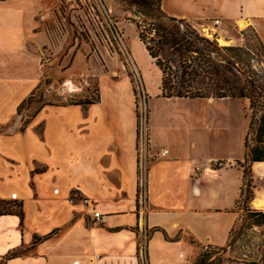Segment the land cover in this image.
Segmentation results:
<instances>
[{
  "label": "crops",
  "instance_id": "1",
  "mask_svg": "<svg viewBox=\"0 0 264 264\" xmlns=\"http://www.w3.org/2000/svg\"><path fill=\"white\" fill-rule=\"evenodd\" d=\"M27 1H0L13 6L0 14V200L21 201L23 211L22 219L0 215V264H178L179 254L194 264L203 246H226L240 215L244 177L236 162L244 161L246 132L238 145L229 141L214 152L202 129L173 122L168 110L149 109L143 78L154 156L141 159L136 94L121 75L101 81L95 103L45 104L23 123L21 105L32 109L28 98L41 77L38 50L49 41L30 19ZM161 7L219 34L247 20L264 46V0H162ZM119 10L133 23L131 11ZM157 84L156 100H217L162 97L161 75ZM255 163L253 178H263ZM141 174L145 207L138 199ZM72 194L94 200L103 220L95 222L89 206L70 201Z\"/></svg>",
  "mask_w": 264,
  "mask_h": 264
},
{
  "label": "rangeland",
  "instance_id": "2",
  "mask_svg": "<svg viewBox=\"0 0 264 264\" xmlns=\"http://www.w3.org/2000/svg\"><path fill=\"white\" fill-rule=\"evenodd\" d=\"M96 4H102L109 10L121 34L119 42L114 39L117 35L113 38L108 26L100 21L103 16L97 10ZM34 5L38 6L36 10ZM25 6L26 10L30 11V19L47 32L49 41L38 50L41 64H36L35 69L41 77L28 98L27 103L32 109L26 111L24 110L26 103L21 105L19 115L23 123H29L35 110L42 105L72 102L77 104L95 99L99 96L101 81L109 79L110 75H121V79H130L136 94L139 127L142 124L147 125L149 117L142 83L144 78L148 84V96L151 97L150 110L156 108L168 110L173 114V122L177 121L188 128L202 129L206 137H209L208 140L212 141L214 152L226 150L229 141L239 144L243 131L247 130L248 100L181 99L175 102H164L155 99L153 94L158 86L157 79L161 72L153 59L147 55L138 38L137 27L133 22L137 20L136 17L133 15L129 18L133 22L131 24L126 22L129 21L127 18L126 21L121 19L120 0H42L41 2L28 0ZM9 10L13 11V6L6 7L0 4V14ZM121 21H123L122 24ZM193 27L200 34L201 26L195 24ZM224 27L226 33L217 32V39L200 35L215 40L219 46L242 48L238 52L241 60L239 66L262 75L264 58L255 32L248 27L243 31L242 37L237 23H229ZM30 69L32 73L33 66ZM179 119L182 122H179ZM253 171L262 176V169L253 168ZM253 179L250 199L246 203L241 199L237 206L240 215L235 231L224 248L225 264H250L251 262L262 264L263 261L264 227L248 228L246 222L242 220L246 206L264 212V207L257 208L252 203L255 198L264 200V177ZM3 205L0 202V208ZM6 208L11 209L12 206H6Z\"/></svg>",
  "mask_w": 264,
  "mask_h": 264
},
{
  "label": "trees",
  "instance_id": "3",
  "mask_svg": "<svg viewBox=\"0 0 264 264\" xmlns=\"http://www.w3.org/2000/svg\"><path fill=\"white\" fill-rule=\"evenodd\" d=\"M120 3L125 10L139 17L133 20L138 38L161 72L160 96L248 100L244 161L236 162L242 168L244 177L236 206L241 199L246 203L250 199L254 180L251 165L264 162V71L258 75L239 66L241 60L238 52L242 48L219 46L215 40L201 36L188 21L166 14L161 7L162 0H120ZM257 39L264 58V46ZM97 101L99 96L77 104L86 105ZM0 202L4 204L0 208V215L16 213L22 219L21 201L12 199ZM6 206L12 208L7 209ZM242 220L248 228L264 227V212L246 206ZM236 224L237 221L229 233L228 242ZM224 248L203 246L194 264H225Z\"/></svg>",
  "mask_w": 264,
  "mask_h": 264
},
{
  "label": "built area",
  "instance_id": "4",
  "mask_svg": "<svg viewBox=\"0 0 264 264\" xmlns=\"http://www.w3.org/2000/svg\"><path fill=\"white\" fill-rule=\"evenodd\" d=\"M96 6H97V10L99 11V13L102 14V16H103V19H101L100 21L101 22L103 21L106 24V26H108V28L112 32L113 38H114V36L117 35V37L114 39L119 42L121 34L118 32V30L116 28V22L111 17L109 10L107 8H105L104 5H102V4H96ZM136 19L138 20L139 17H136ZM220 24H221V21L219 18L214 19V22H213L214 26H218ZM200 26H201V29L199 30L200 34L206 35L208 37H212L211 39H217V37H216L217 31L216 30L213 31L206 24H201ZM248 27H249V25H247L245 28H242V29L239 28L238 29V31L241 33L242 37H243V34H242L243 31H245ZM113 30H114V34H113ZM139 131H140L139 154H140L141 159H147L148 156L149 157L154 156V154L152 152L151 153L149 152L146 125L142 124ZM159 153L161 156H164V155H167L168 150L167 149H160ZM198 171H199V168L195 167L194 173L196 174ZM139 184L141 186V189H140L139 195H138L139 203L141 204L142 207H145L147 204V189L144 186L145 179H144L142 174H141L140 179H139ZM75 199H78L79 201H81L82 203H84L90 207V210H91V213H92V216H93V219L95 222H100L103 220L105 215L95 208L94 200H92L89 196H85V195L80 196V195L72 194L70 196V201H74ZM179 257L181 258V260L178 264H188V261L184 258L183 254H179Z\"/></svg>",
  "mask_w": 264,
  "mask_h": 264
},
{
  "label": "bare ground",
  "instance_id": "5",
  "mask_svg": "<svg viewBox=\"0 0 264 264\" xmlns=\"http://www.w3.org/2000/svg\"><path fill=\"white\" fill-rule=\"evenodd\" d=\"M236 23L240 29L245 28L247 25L250 24L249 21L244 20V19L238 20ZM220 41H221V39H220ZM209 100H211V99H209ZM253 167H255L257 169L262 168L264 171V162H256L255 164H253ZM252 203H253L254 207H257V208L264 207V200L262 201V200L255 198L252 200Z\"/></svg>",
  "mask_w": 264,
  "mask_h": 264
}]
</instances>
